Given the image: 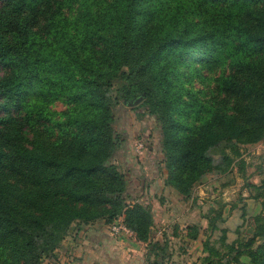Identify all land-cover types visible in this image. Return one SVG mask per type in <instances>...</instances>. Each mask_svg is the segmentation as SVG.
<instances>
[{
    "label": "trees",
    "instance_id": "1",
    "mask_svg": "<svg viewBox=\"0 0 264 264\" xmlns=\"http://www.w3.org/2000/svg\"><path fill=\"white\" fill-rule=\"evenodd\" d=\"M183 68L205 86L189 99L176 84ZM58 100L67 108L53 110ZM122 104L161 123L167 182L180 193L225 170L264 138V0H0V264H43L75 222L120 214L150 240L153 214L128 207L112 161ZM261 212L249 243L207 264L243 254L264 264ZM148 246V263L164 264V241Z\"/></svg>",
    "mask_w": 264,
    "mask_h": 264
},
{
    "label": "rangeland",
    "instance_id": "2",
    "mask_svg": "<svg viewBox=\"0 0 264 264\" xmlns=\"http://www.w3.org/2000/svg\"><path fill=\"white\" fill-rule=\"evenodd\" d=\"M182 71L183 76L176 84L185 99H189L188 91L205 89L196 78L186 76L187 68ZM51 108L61 111L67 105L64 100H58ZM118 108L115 127L121 140L112 161L127 180L128 207L138 203L151 210L154 222L149 236L150 240L166 244V251L162 253L164 264H207L206 256L211 255L212 259L224 256L229 251L226 245L236 239L242 246L249 243L254 237L253 218L264 211V138L257 144L242 145L241 155L235 157L225 170L218 169L204 175L192 193L186 196L167 182L168 169L159 120L149 113L148 107L132 108L122 104ZM214 157L225 164L220 149L214 151ZM240 168L244 170L240 171ZM256 193L263 195L262 201L250 200V196ZM104 222L103 219L89 225L75 222L69 236L78 227L87 229L94 224L104 225L108 234L113 235L106 241L108 251H133L130 243L135 240L146 247L144 252L147 255L150 240H138L124 215L120 214L109 225ZM114 225L122 227L115 235L111 231ZM255 243L256 246L264 243V237H256ZM236 247L225 256V261L233 260L237 255L238 245ZM239 259L241 263L232 264L250 262L245 254ZM50 260H44L43 264ZM145 263L149 264L147 260Z\"/></svg>",
    "mask_w": 264,
    "mask_h": 264
},
{
    "label": "crops",
    "instance_id": "3",
    "mask_svg": "<svg viewBox=\"0 0 264 264\" xmlns=\"http://www.w3.org/2000/svg\"><path fill=\"white\" fill-rule=\"evenodd\" d=\"M260 199L257 200L250 196V200L260 202L262 201ZM103 226L94 224L93 227L87 229L78 227L64 241L63 247L56 252L55 261L51 259L46 264H135L139 260H142L141 264H147L144 252L146 247L135 240L130 243L133 251L120 253L108 251L106 241L113 236H110Z\"/></svg>",
    "mask_w": 264,
    "mask_h": 264
},
{
    "label": "built area",
    "instance_id": "4",
    "mask_svg": "<svg viewBox=\"0 0 264 264\" xmlns=\"http://www.w3.org/2000/svg\"><path fill=\"white\" fill-rule=\"evenodd\" d=\"M121 228H122V227H120V226L114 225V226L112 227L111 231H112V233L115 235V234H118V233L120 232V229H121Z\"/></svg>",
    "mask_w": 264,
    "mask_h": 264
},
{
    "label": "water",
    "instance_id": "5",
    "mask_svg": "<svg viewBox=\"0 0 264 264\" xmlns=\"http://www.w3.org/2000/svg\"><path fill=\"white\" fill-rule=\"evenodd\" d=\"M142 100V97H139L138 99H136L134 102H129V105H136L138 104L140 101Z\"/></svg>",
    "mask_w": 264,
    "mask_h": 264
}]
</instances>
